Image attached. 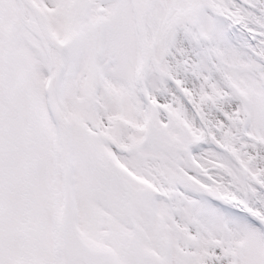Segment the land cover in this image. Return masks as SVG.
<instances>
[{"label":"snow or ice","instance_id":"snow-or-ice-1","mask_svg":"<svg viewBox=\"0 0 264 264\" xmlns=\"http://www.w3.org/2000/svg\"><path fill=\"white\" fill-rule=\"evenodd\" d=\"M0 264H264V0H0Z\"/></svg>","mask_w":264,"mask_h":264}]
</instances>
